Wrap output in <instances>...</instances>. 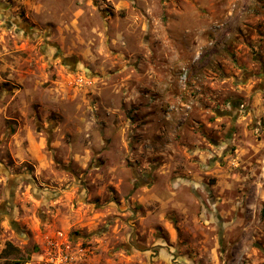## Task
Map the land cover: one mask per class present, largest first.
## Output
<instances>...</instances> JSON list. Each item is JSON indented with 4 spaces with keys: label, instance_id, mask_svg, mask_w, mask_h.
Masks as SVG:
<instances>
[{
    "label": "rangeland",
    "instance_id": "obj_1",
    "mask_svg": "<svg viewBox=\"0 0 264 264\" xmlns=\"http://www.w3.org/2000/svg\"><path fill=\"white\" fill-rule=\"evenodd\" d=\"M262 46L264 0H0V202L17 183L0 211V264L36 260L28 223L41 227L46 208L34 196L65 178L111 212L147 185L163 203L171 189L207 209L203 228L178 227L186 256L264 264V78L251 89L260 120L245 97ZM214 143L222 152L188 184L191 147ZM28 144L48 161L41 174L14 159Z\"/></svg>",
    "mask_w": 264,
    "mask_h": 264
},
{
    "label": "crops",
    "instance_id": "obj_2",
    "mask_svg": "<svg viewBox=\"0 0 264 264\" xmlns=\"http://www.w3.org/2000/svg\"><path fill=\"white\" fill-rule=\"evenodd\" d=\"M257 62L262 65L261 68H258L259 72L257 71L259 76L256 77L257 81L249 80L251 84L246 86L245 95L246 98L251 97L250 116H253L254 122L260 120L259 98H257L259 95L252 94L251 89L256 82L259 83L260 79L264 78V52ZM239 104L240 102L236 104V108L237 112L241 113L242 105L239 106ZM238 113L235 115L227 113V119L235 118L234 125L241 126L245 118L237 115ZM250 116L249 118H251ZM228 136H232L234 139L236 135L230 130ZM223 145L225 146L224 143H214L212 146L215 147L211 146L210 150L200 144L191 147V151L197 154L196 159L200 167L198 168L197 163V165L191 166L192 168L182 171L181 175H186L188 184H201L202 177L200 176L204 177L208 161L213 157V154L217 156V153L222 152L220 147ZM33 146L28 144L26 150H16L17 148L14 146V159L20 161V164L24 162L32 164L37 175L47 169L48 161ZM153 147L150 145V149ZM36 179L38 181L37 177ZM31 183H28L29 186L33 185ZM38 183L40 182L38 181ZM40 185L45 188V192L39 196L35 195L34 200L46 208L45 223L39 227L38 224L35 226L31 221L30 224L28 223L29 230L32 236L39 241L40 246L43 240L52 235L54 231L60 230L69 236L73 247L82 250V254H77L74 264H204L203 262H207L202 255L193 258L186 256L187 245L184 246V244L187 243L184 242L183 245H180L182 240L178 237V227H183L186 223L188 227L199 230L202 225L197 224L208 215L207 209L202 205L198 212L193 213L194 210L189 207L185 208L186 206L182 204L183 196L171 189L170 196L167 197L166 203H163L161 196L153 189L151 191L145 189L147 185L126 199L127 204L121 208V212H116V210L111 212L93 208L89 203V195L86 193L87 186H83L80 180L70 182L65 178L59 180L57 187L48 182H41ZM28 192L26 188L20 193V202H18L20 207L22 205L20 203L28 201ZM188 200L192 201L193 199L188 197ZM78 204L79 206H77ZM192 206L195 207V205ZM107 207L109 208V206ZM167 207H170L169 216H166ZM181 213L183 216L175 225L174 217H178ZM188 233L191 234L192 230H189ZM190 247L194 249L190 254H196L197 249L191 244Z\"/></svg>",
    "mask_w": 264,
    "mask_h": 264
},
{
    "label": "built area",
    "instance_id": "obj_3",
    "mask_svg": "<svg viewBox=\"0 0 264 264\" xmlns=\"http://www.w3.org/2000/svg\"><path fill=\"white\" fill-rule=\"evenodd\" d=\"M77 254H82L81 248L73 247L70 237L57 230L43 240L35 254L36 260L22 264H74Z\"/></svg>",
    "mask_w": 264,
    "mask_h": 264
},
{
    "label": "flooded vegetation",
    "instance_id": "obj_4",
    "mask_svg": "<svg viewBox=\"0 0 264 264\" xmlns=\"http://www.w3.org/2000/svg\"><path fill=\"white\" fill-rule=\"evenodd\" d=\"M63 59H67V58H60L61 61ZM7 187H8L7 190L9 192V194H8V197L6 199H4V200H2L0 202L1 203L0 204V211H4V210L10 211L12 209L11 202H12V199H13L12 197H13V192H14V178H12V179L8 178Z\"/></svg>",
    "mask_w": 264,
    "mask_h": 264
},
{
    "label": "water",
    "instance_id": "obj_5",
    "mask_svg": "<svg viewBox=\"0 0 264 264\" xmlns=\"http://www.w3.org/2000/svg\"><path fill=\"white\" fill-rule=\"evenodd\" d=\"M67 61L70 62L71 64H74V63H75V59H73V58L63 59V60H62V63H63V64H66L65 62H67Z\"/></svg>",
    "mask_w": 264,
    "mask_h": 264
},
{
    "label": "trees",
    "instance_id": "obj_6",
    "mask_svg": "<svg viewBox=\"0 0 264 264\" xmlns=\"http://www.w3.org/2000/svg\"><path fill=\"white\" fill-rule=\"evenodd\" d=\"M263 213H264V210H263ZM9 247H10V244L7 245V248H9ZM7 248H6V249H7ZM6 249H5V250H6ZM5 250H4V251H5ZM15 264H17V263H15Z\"/></svg>",
    "mask_w": 264,
    "mask_h": 264
}]
</instances>
